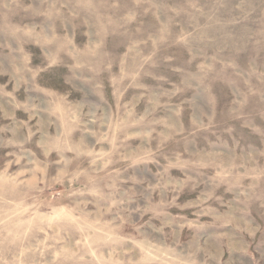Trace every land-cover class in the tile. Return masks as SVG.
<instances>
[{"label":"rangeland","instance_id":"obj_1","mask_svg":"<svg viewBox=\"0 0 264 264\" xmlns=\"http://www.w3.org/2000/svg\"><path fill=\"white\" fill-rule=\"evenodd\" d=\"M0 264H264V0H0Z\"/></svg>","mask_w":264,"mask_h":264}]
</instances>
